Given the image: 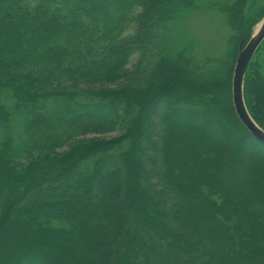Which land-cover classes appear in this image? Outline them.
I'll return each mask as SVG.
<instances>
[{"label": "trees", "instance_id": "16d2710c", "mask_svg": "<svg viewBox=\"0 0 264 264\" xmlns=\"http://www.w3.org/2000/svg\"><path fill=\"white\" fill-rule=\"evenodd\" d=\"M196 1L0 0V264H264V144L232 101L264 8L227 5L202 61L172 37Z\"/></svg>", "mask_w": 264, "mask_h": 264}, {"label": "rangeland", "instance_id": "374dc122", "mask_svg": "<svg viewBox=\"0 0 264 264\" xmlns=\"http://www.w3.org/2000/svg\"><path fill=\"white\" fill-rule=\"evenodd\" d=\"M232 2L234 0H197L194 6L189 8L172 25V37L177 49L191 45L194 56L197 60L202 61L206 57L216 60L223 58L233 44V38L236 35L235 28H232L228 23L225 11L227 5ZM241 3L239 7L245 13L248 9H251L250 12H254L256 9L264 8V0H243ZM133 11L135 14L140 9L136 7ZM261 21L255 26L253 34ZM128 25L126 34L130 35L133 33L134 25L130 23ZM261 46L252 60L253 66L249 70L250 76L254 72L264 74V42ZM11 125V136L14 137L17 130L20 129L18 120H14ZM0 138H3L2 131H0Z\"/></svg>", "mask_w": 264, "mask_h": 264}, {"label": "water", "instance_id": "95a60500", "mask_svg": "<svg viewBox=\"0 0 264 264\" xmlns=\"http://www.w3.org/2000/svg\"><path fill=\"white\" fill-rule=\"evenodd\" d=\"M263 42L264 18L249 42L245 46L241 44L232 81V101L236 115L249 134L262 144H264V130L253 120L247 109L244 97V83L249 65Z\"/></svg>", "mask_w": 264, "mask_h": 264}]
</instances>
